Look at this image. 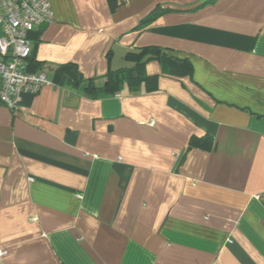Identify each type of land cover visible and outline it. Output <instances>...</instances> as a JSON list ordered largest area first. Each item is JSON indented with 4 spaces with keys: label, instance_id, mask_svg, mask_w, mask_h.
I'll return each instance as SVG.
<instances>
[{
    "label": "crops",
    "instance_id": "1",
    "mask_svg": "<svg viewBox=\"0 0 264 264\" xmlns=\"http://www.w3.org/2000/svg\"><path fill=\"white\" fill-rule=\"evenodd\" d=\"M50 1L48 83L0 100V264H264V0Z\"/></svg>",
    "mask_w": 264,
    "mask_h": 264
},
{
    "label": "built area",
    "instance_id": "2",
    "mask_svg": "<svg viewBox=\"0 0 264 264\" xmlns=\"http://www.w3.org/2000/svg\"><path fill=\"white\" fill-rule=\"evenodd\" d=\"M50 0H0V100L18 110L25 92L37 93L46 83L45 71L29 69V31L54 20Z\"/></svg>",
    "mask_w": 264,
    "mask_h": 264
},
{
    "label": "trees",
    "instance_id": "3",
    "mask_svg": "<svg viewBox=\"0 0 264 264\" xmlns=\"http://www.w3.org/2000/svg\"><path fill=\"white\" fill-rule=\"evenodd\" d=\"M142 53L148 54V59L157 57L165 61L166 65L170 68L171 72L174 73H183V72H190L192 70L191 64L186 58H180L174 55L167 54V51L159 48L157 46L147 47L142 50ZM144 61L138 62L136 65V71L132 72L133 77L140 78L144 73ZM110 82H113V79H110Z\"/></svg>",
    "mask_w": 264,
    "mask_h": 264
}]
</instances>
